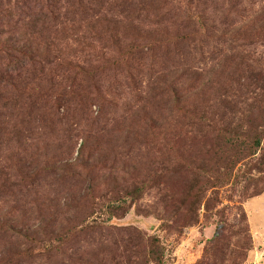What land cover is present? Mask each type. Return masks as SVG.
I'll list each match as a JSON object with an SVG mask.
<instances>
[{
    "label": "rangeland",
    "instance_id": "obj_1",
    "mask_svg": "<svg viewBox=\"0 0 264 264\" xmlns=\"http://www.w3.org/2000/svg\"><path fill=\"white\" fill-rule=\"evenodd\" d=\"M0 264H264V0H0Z\"/></svg>",
    "mask_w": 264,
    "mask_h": 264
},
{
    "label": "trees",
    "instance_id": "obj_2",
    "mask_svg": "<svg viewBox=\"0 0 264 264\" xmlns=\"http://www.w3.org/2000/svg\"><path fill=\"white\" fill-rule=\"evenodd\" d=\"M259 145V143L257 142V143H255V145L254 146H258Z\"/></svg>",
    "mask_w": 264,
    "mask_h": 264
}]
</instances>
